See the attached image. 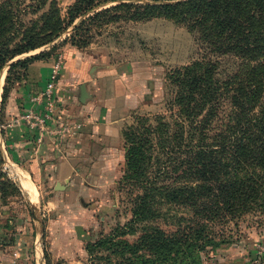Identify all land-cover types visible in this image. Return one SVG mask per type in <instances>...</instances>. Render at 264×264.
<instances>
[{
	"label": "trees",
	"instance_id": "1",
	"mask_svg": "<svg viewBox=\"0 0 264 264\" xmlns=\"http://www.w3.org/2000/svg\"><path fill=\"white\" fill-rule=\"evenodd\" d=\"M27 1L0 0V75L10 61L57 38L42 37L39 21L25 19L29 9L38 14L49 0ZM119 1L132 0H78L69 8L68 25ZM134 8L138 21L166 17L189 25L209 58L169 73L167 113L136 117L124 131L120 185L130 197L132 219L87 250L93 264H204L202 253L228 242L224 228L248 214H264V0L119 4L93 19ZM48 55L19 61L11 70L27 71ZM212 56L235 58L240 68L222 73ZM136 235L134 242L121 239Z\"/></svg>",
	"mask_w": 264,
	"mask_h": 264
},
{
	"label": "rangeland",
	"instance_id": "2",
	"mask_svg": "<svg viewBox=\"0 0 264 264\" xmlns=\"http://www.w3.org/2000/svg\"><path fill=\"white\" fill-rule=\"evenodd\" d=\"M77 1L49 0L38 14L29 9L26 21L38 20L42 37L57 35V38L35 52L15 58L4 69L5 78L0 90V264H93L88 245L112 235L132 219L130 197L120 185L125 167L124 131L135 123L136 117L167 113V102L171 98V86L167 81L169 73L209 58L198 40L201 37L198 32L175 19L158 17L138 21L134 17L136 8L110 11L93 19L97 13L119 4L171 5L185 0L109 2L78 17L69 26V8ZM90 1L93 4V0ZM99 1L105 0H94V3ZM80 27L81 30L77 31ZM51 47L54 51H50ZM72 49L88 50L106 57L117 72L138 73L139 79L147 82V94L122 127L123 161L111 170L104 183H92L93 198L79 180L68 192L67 184L49 189L36 183L28 172L26 161L15 157L16 151L9 138L10 131L18 127L17 113L22 109V104L14 96L26 78V69L16 66L11 70V66L43 52L49 53L45 59L54 62L59 56L64 58ZM212 58L221 63L222 73L240 68L235 58ZM16 107L19 109L17 113ZM14 164L18 167H13ZM5 165L13 167L12 172L8 173ZM17 170L28 176L38 190L36 205L21 185ZM223 233L228 242L216 250L208 249L202 253L204 264H220L218 252L225 249L234 254L228 264H257L256 261L260 260L258 253L264 247L263 213L248 214L229 224ZM121 239L134 242L137 235Z\"/></svg>",
	"mask_w": 264,
	"mask_h": 264
},
{
	"label": "crops",
	"instance_id": "3",
	"mask_svg": "<svg viewBox=\"0 0 264 264\" xmlns=\"http://www.w3.org/2000/svg\"><path fill=\"white\" fill-rule=\"evenodd\" d=\"M53 63L52 60L36 61L28 66L23 86L14 96L22 104L20 112L16 107L19 116L30 108L31 98L42 91ZM146 83L139 79L138 73L117 72L106 57L88 50L67 51L58 83V104L65 117L82 123L83 129L60 150L54 147L52 141L46 140L37 152H33V134L26 126L18 125L9 134L11 146L16 151L15 157L26 161L29 174L45 188L67 184L68 192L79 180L93 198L92 183H104L111 170L123 161L122 127L128 115L138 108L147 94ZM82 86L86 89L84 101L81 100ZM24 176L29 180L28 176ZM29 182L36 194V201L32 199L36 205L39 192ZM218 254L220 264H228L234 255L229 249Z\"/></svg>",
	"mask_w": 264,
	"mask_h": 264
},
{
	"label": "built area",
	"instance_id": "4",
	"mask_svg": "<svg viewBox=\"0 0 264 264\" xmlns=\"http://www.w3.org/2000/svg\"><path fill=\"white\" fill-rule=\"evenodd\" d=\"M64 69V58L59 56L54 61L51 74L42 91L31 98V106L17 119L18 125L26 126L34 136L35 152L46 140L52 141L56 149L76 138L83 129V124L71 121L61 112L58 99V83ZM13 167H18L14 164ZM13 167L5 165V170L10 173ZM17 176L16 170L13 171ZM260 260L257 264H264V247L258 253Z\"/></svg>",
	"mask_w": 264,
	"mask_h": 264
},
{
	"label": "bare ground",
	"instance_id": "5",
	"mask_svg": "<svg viewBox=\"0 0 264 264\" xmlns=\"http://www.w3.org/2000/svg\"><path fill=\"white\" fill-rule=\"evenodd\" d=\"M4 78H5V70L3 71V73L0 75V90H1V86H2V83L4 81ZM19 174V173H18ZM20 182H21V185L30 193V197L36 201V194L35 192H33V187L32 185L30 184L29 180L20 173ZM35 188V187H34ZM38 195V194H37Z\"/></svg>",
	"mask_w": 264,
	"mask_h": 264
},
{
	"label": "water",
	"instance_id": "6",
	"mask_svg": "<svg viewBox=\"0 0 264 264\" xmlns=\"http://www.w3.org/2000/svg\"><path fill=\"white\" fill-rule=\"evenodd\" d=\"M81 91H82V99L81 100L84 101L85 100L84 98L86 97V89H85V86H82L81 87Z\"/></svg>",
	"mask_w": 264,
	"mask_h": 264
}]
</instances>
